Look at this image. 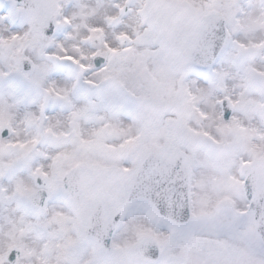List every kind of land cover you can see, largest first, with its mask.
Returning a JSON list of instances; mask_svg holds the SVG:
<instances>
[{
	"label": "snow or ice",
	"instance_id": "snow-or-ice-1",
	"mask_svg": "<svg viewBox=\"0 0 264 264\" xmlns=\"http://www.w3.org/2000/svg\"><path fill=\"white\" fill-rule=\"evenodd\" d=\"M0 264H264V0H0Z\"/></svg>",
	"mask_w": 264,
	"mask_h": 264
}]
</instances>
